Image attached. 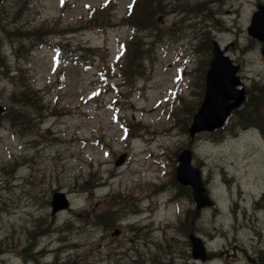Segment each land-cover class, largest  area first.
<instances>
[{
  "label": "rangeland",
  "instance_id": "1",
  "mask_svg": "<svg viewBox=\"0 0 264 264\" xmlns=\"http://www.w3.org/2000/svg\"><path fill=\"white\" fill-rule=\"evenodd\" d=\"M104 1L3 0L0 6V102L7 105V93L18 87L14 70L39 89L42 114L18 128L1 117L0 264H36L22 254L34 241L49 246L46 260L54 264H133L125 255L136 264L193 263L187 234L176 225L181 209L192 206L186 194L173 198L177 153L190 147L187 126L203 96L212 39L242 64L246 87L255 76L264 83L261 43L247 33L264 0H153L163 11L144 32L124 18L132 0H111L106 17L92 21L90 9ZM70 23L86 28L64 33ZM131 38L140 41L137 50L147 47L137 51L138 60L124 57L121 76V53ZM50 39L65 48L58 53L41 44ZM80 45L92 47L86 63L72 58L70 49L89 56ZM241 118L233 113L192 147L217 203L194 219L216 252L202 264H253L245 253L264 249V211L254 212L251 197L264 191V129L241 128ZM122 152L125 162L115 165ZM54 190L70 198L57 213L50 206ZM109 208L104 229L93 219ZM34 225V232L49 234L30 241ZM216 229L222 235L210 233Z\"/></svg>",
  "mask_w": 264,
  "mask_h": 264
},
{
  "label": "water",
  "instance_id": "2",
  "mask_svg": "<svg viewBox=\"0 0 264 264\" xmlns=\"http://www.w3.org/2000/svg\"><path fill=\"white\" fill-rule=\"evenodd\" d=\"M258 6L259 9L254 12L248 30L260 40H264V4L260 3ZM214 49V57L207 72L204 99L188 128L191 136H194L197 131L212 130L221 126L230 111L238 107L246 97L245 87H238L242 83L237 74L239 65H235L216 42H214ZM262 51L264 53V48ZM1 110L2 106L0 105ZM123 159L124 154L119 157L116 163L119 164ZM178 160L177 179L182 183L192 185L193 195L198 206L211 204L212 201L206 193L201 179L200 168L192 164V151L189 148L183 149L178 155ZM51 203L53 212H55L59 208L66 207L69 201L64 192L58 191L54 193ZM191 238L194 256L205 259L207 254L202 239L194 235Z\"/></svg>",
  "mask_w": 264,
  "mask_h": 264
},
{
  "label": "trees",
  "instance_id": "3",
  "mask_svg": "<svg viewBox=\"0 0 264 264\" xmlns=\"http://www.w3.org/2000/svg\"><path fill=\"white\" fill-rule=\"evenodd\" d=\"M109 5H103L99 8H94L91 12L92 21L98 20L99 16L101 18L106 17V8ZM163 5L157 6L153 3V0H136L133 5L129 8L127 15L124 17L130 23L135 25H140L139 30H146L150 27L155 26L157 22V15L162 13ZM112 22V21H111ZM110 22V23H111ZM12 31H9L11 33ZM26 33V31H21ZM140 41H135L132 39L130 41V46L128 49V61H134V59H139L140 55H137V51L141 53L142 48L137 50V45ZM248 98L241 112L242 117L241 124L243 125H264V83L260 79H253L252 84L249 88ZM8 107L4 112V116L14 125H20L31 120L29 110L33 109L36 111H41L39 107V102L41 101L40 92L38 90H32L30 87H20L17 90L13 89L9 94H7ZM21 103V104H20ZM90 181L85 180L84 185L89 184ZM93 184L92 186H94ZM107 214L103 217V214L98 213L96 215L97 220L100 222L107 223ZM35 237L34 234H30V241ZM29 245H27V248Z\"/></svg>",
  "mask_w": 264,
  "mask_h": 264
},
{
  "label": "flooded vegetation",
  "instance_id": "4",
  "mask_svg": "<svg viewBox=\"0 0 264 264\" xmlns=\"http://www.w3.org/2000/svg\"><path fill=\"white\" fill-rule=\"evenodd\" d=\"M261 206H264V197L261 203ZM255 205V204H254ZM195 217H198L200 214V211H196L195 212ZM255 244V243H254ZM255 255V257H253L252 255ZM253 254L249 255L248 253H245V257L252 262L253 264H258V260H259V264H264V249H258L253 251ZM195 262V261H194ZM199 262V261H198ZM186 262H184L183 264H185Z\"/></svg>",
  "mask_w": 264,
  "mask_h": 264
},
{
  "label": "bare ground",
  "instance_id": "5",
  "mask_svg": "<svg viewBox=\"0 0 264 264\" xmlns=\"http://www.w3.org/2000/svg\"><path fill=\"white\" fill-rule=\"evenodd\" d=\"M21 104V103H20ZM196 214V213H195ZM219 235V234H218Z\"/></svg>",
  "mask_w": 264,
  "mask_h": 264
}]
</instances>
